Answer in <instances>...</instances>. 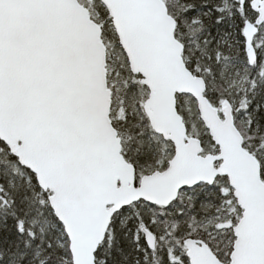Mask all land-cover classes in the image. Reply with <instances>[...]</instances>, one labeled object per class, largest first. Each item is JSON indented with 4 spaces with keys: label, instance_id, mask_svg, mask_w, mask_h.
Listing matches in <instances>:
<instances>
[{
    "label": "snow or ice",
    "instance_id": "1",
    "mask_svg": "<svg viewBox=\"0 0 264 264\" xmlns=\"http://www.w3.org/2000/svg\"><path fill=\"white\" fill-rule=\"evenodd\" d=\"M0 264H264V0H0Z\"/></svg>",
    "mask_w": 264,
    "mask_h": 264
}]
</instances>
